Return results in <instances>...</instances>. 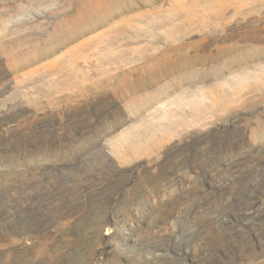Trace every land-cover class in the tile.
Masks as SVG:
<instances>
[{
    "label": "rangeland",
    "instance_id": "obj_1",
    "mask_svg": "<svg viewBox=\"0 0 264 264\" xmlns=\"http://www.w3.org/2000/svg\"><path fill=\"white\" fill-rule=\"evenodd\" d=\"M0 264H264V0H0Z\"/></svg>",
    "mask_w": 264,
    "mask_h": 264
},
{
    "label": "trees",
    "instance_id": "obj_2",
    "mask_svg": "<svg viewBox=\"0 0 264 264\" xmlns=\"http://www.w3.org/2000/svg\"><path fill=\"white\" fill-rule=\"evenodd\" d=\"M25 235H28V234H25Z\"/></svg>",
    "mask_w": 264,
    "mask_h": 264
}]
</instances>
